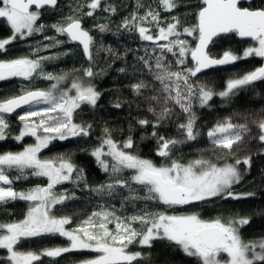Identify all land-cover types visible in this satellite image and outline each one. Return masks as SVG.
I'll return each instance as SVG.
<instances>
[{
    "label": "snow or ice",
    "instance_id": "1",
    "mask_svg": "<svg viewBox=\"0 0 264 264\" xmlns=\"http://www.w3.org/2000/svg\"><path fill=\"white\" fill-rule=\"evenodd\" d=\"M157 4L158 8L145 7L143 0H135L136 10L125 17L118 27L135 30L142 40L154 45L151 49H143L145 55L136 57L140 66L133 64L132 73L140 75L128 87L135 97L147 105L146 111L152 114L153 119L141 118L137 124L142 129L151 127V136L158 146L156 155L166 161L164 164L157 165L135 154L131 134L119 142L113 139L107 127L103 129L100 144L92 149L90 155L100 169L109 174V182L92 188L86 182L84 170L70 158L44 159L39 155L53 140L91 135L92 124L74 122V117L79 115L83 105L94 109L100 100L102 93L94 84V80L102 74L94 71L100 52L117 54L111 47L98 46L83 21L85 18H96L98 12L116 15L117 7L109 0H87L86 4L74 9L76 14H69L63 21L52 24L51 28L59 36L67 37V41L45 37L54 41L46 48L65 42L81 47L88 66L83 68L81 77L71 80L70 87H60L67 80V75L54 76L43 70L42 61L51 57L33 59L21 56L0 60V81L14 77L27 81L37 77L55 81L47 90L29 89L19 95L0 99V141L9 138L10 125L6 115L25 106L29 110L18 117L22 130L15 139L23 141L25 136L36 139L34 145L22 151L0 154V206L16 201L29 203L24 219L0 222V249L7 250V260L11 264H36L42 257L57 258L73 251L96 253L95 257L81 264H142L144 255L140 251H129L130 246L137 244L141 248H151L156 240L175 245L187 257L195 258L197 264H264V239H243L241 229L250 223L251 218L238 213L227 220L220 217L206 220L198 214H170L166 210L153 211L148 208L137 214L122 216L117 215L114 209L102 207L75 227L68 228L66 226L72 224V218L58 217L53 212L57 205L75 198L74 195L55 191L57 185L65 182L83 184L98 196L115 197L126 190L128 195L123 197L125 201H156L166 209L215 199L241 200L255 195L252 192L238 193L234 191V185L243 179L241 164L245 166V172L251 170L252 155H239L247 150L251 139L258 141L262 147L257 152L264 155V116L255 119L244 116L242 123L233 122L229 117L217 121L207 131L213 151L219 152L218 159L226 161L233 158L234 163L220 165L200 158L184 164L173 158V150L177 145L195 141L199 137L195 106L211 107L210 101L216 96L230 102L242 89L257 81H264V66L230 79L223 91H216L194 79L208 68L233 64L249 57L264 59V0L259 5L254 0H187L186 3L185 0H157ZM46 6L56 10L58 0H0V20L12 33L10 37L0 39V54L6 53L8 46L18 39L27 40L43 33L45 25L38 24L41 16L39 10ZM182 7L191 12L195 20L192 26H182L176 14L171 16V22L161 19V9L173 13ZM141 8H145L143 15L138 11ZM145 24L155 27V34L152 27ZM96 28L101 33L110 31L108 24H97ZM227 34L248 38L253 44L242 55L232 51H225L220 57L211 55L209 45L214 43L215 38ZM184 37H193L197 41L195 47ZM35 51L39 52L40 49ZM168 54L174 59H169ZM119 71L125 73L126 69L120 68ZM41 104L48 107L33 110ZM113 106L119 108L122 104L116 102ZM33 117L39 119L34 120ZM173 120L179 138L159 135L158 130ZM250 124L258 129L255 136L250 135ZM11 170L18 175L10 177ZM126 170L131 175L123 177L121 174ZM29 171L31 176L47 178V185L27 191L15 190V180L27 179ZM134 186L145 189L147 195L140 196ZM109 225L114 227L110 228ZM42 235L65 237L69 245L39 252L18 250L17 245L22 240Z\"/></svg>",
    "mask_w": 264,
    "mask_h": 264
},
{
    "label": "trees",
    "instance_id": "2",
    "mask_svg": "<svg viewBox=\"0 0 264 264\" xmlns=\"http://www.w3.org/2000/svg\"><path fill=\"white\" fill-rule=\"evenodd\" d=\"M60 13L56 10L42 13L40 20L42 24L46 22L54 21L57 18L63 16L62 13L72 10V14H76L74 9L77 8V4H86L87 0H58ZM187 0H185V3ZM109 3L114 4L117 7V14L109 16L108 13L98 12L96 18H85L83 23L86 28L92 23H106L113 31V35L118 40L117 42H126L129 47L143 46L144 40L139 37V34L135 31H128L118 27L121 21L128 17L135 9V0H109ZM254 3L259 5L261 0H254ZM145 7L151 6L152 8H158L157 0H143ZM58 6V8H59ZM63 8V9H62ZM87 10L86 8L84 9ZM143 15L145 8L138 10ZM179 15L181 25L184 27L192 26L195 20L192 17L191 12L186 8H177L173 13L164 12L160 10L161 19L166 22H171L172 15ZM146 27H152L145 24ZM48 29V26H45ZM44 29V30H45ZM152 32L155 34L156 29L152 27ZM11 31L6 24L0 20V39L8 38L11 36ZM51 33L38 34V37L34 40H42L45 36H49ZM62 40L67 41V37L60 36ZM27 40H16L8 46L7 52L0 54V57L4 59H14L21 56H26L27 50L24 44H27ZM252 41H242L238 39L235 34H229L217 38L212 44L209 52L215 57H220L225 51H232L238 55H242L243 51L252 45ZM64 53H67L66 55ZM59 58L55 60L51 65L47 66L46 73H52L54 76L67 75V77L82 76L83 68L88 66V61L84 58L81 48L74 43H64L63 49L59 51ZM119 61L125 63L126 72L124 75H118V69H120V63L117 59L110 58L105 61L107 70V76L102 80H95L94 84L97 89L102 93L100 100L98 101L96 108H91L82 118L77 119L80 122H87L92 124V132L88 137H73L66 140H53L47 148H44L40 152V157L44 159H56L63 156L71 161L79 168L84 170L87 184L94 188L100 184L109 182L110 176L108 173L103 172L95 161V158L90 155L93 148L100 144V138L103 136V129L109 128L112 133L113 139L119 142H123L131 134L135 144L132 151L142 158L152 160L157 165L166 163V161L156 155L157 141L151 136V127L142 129L137 124V120L141 118H149L147 112L144 109V103L140 101V98L135 97L128 85L136 82L137 75L132 73V65H137L127 53L123 58H118ZM119 65H118V64ZM191 64L190 60L188 61ZM262 64L261 58L249 57L247 59L238 60L233 66L228 68H221L211 71L210 74L216 73L218 79L221 82L223 90L226 87L227 70L236 68L243 73H248L254 69L260 67ZM118 70V71H117ZM127 70L129 74H127ZM131 70V72H130ZM233 72V73H234ZM139 76V75H138ZM47 81V80H45ZM52 82V81H49ZM43 88V87H41ZM44 87L43 89H45ZM37 89L32 87L31 90ZM8 94L10 92L8 91ZM19 95V93L11 94L9 96ZM1 96H6L0 94ZM116 102L122 104L121 107L116 108L113 105ZM211 107L200 108L198 105L195 107V112L198 117L197 127L200 130V134L205 129L214 126L217 121H221L230 112L238 110H255L264 113V81H257L254 84L242 89L235 96L231 98L230 102L222 100L216 96L210 101ZM139 105V106H138ZM19 115H6V119L9 121V138L0 141V154L6 152H19L29 145L36 143L35 137H24L23 141H17L15 136L19 135L22 130V122L19 120ZM159 135L166 137H178V131L176 125H163L158 130ZM193 141L177 145L173 150V158L178 159L181 163L192 160L189 153L190 145ZM186 156V157H185ZM10 177H15L18 173L15 170L9 172ZM129 174L125 173L124 177H128ZM48 183L45 177H35L29 175L27 179L15 180L13 187L18 191H27L37 186H46ZM61 187L65 189L64 193L74 195V199L66 200L67 204L64 207L56 206L53 209L55 215L68 216L72 218V224L70 227H75L83 219L87 218L93 211H97L100 207L106 205H113L112 207L119 206L120 202H123L124 196H127L126 190L122 195L115 197L98 196L89 188L84 187L83 184H73L72 182L64 183L55 191L61 192ZM234 191L238 193H255L254 196L241 200H220L215 199L210 201L212 208L206 209L201 205L203 203H197L188 207H176L173 210L174 214H187L192 212L200 215L203 219L209 220L215 212L221 213V218L227 220L230 217L235 216L237 213L241 216H248L251 218L250 223L241 229V235L245 240L259 241L264 239V155L252 156V167L250 171L243 172V179L234 187ZM153 203V202H152ZM29 203L25 201H16L7 205L0 206V222L9 223L19 221L25 218L28 210ZM112 228V225H109ZM69 245V241L65 237L59 235H42L40 237L29 238L22 240L17 248L19 251L27 252L34 251L39 252L46 248L52 247H65ZM129 251H140L144 255L142 264H197L195 258L187 257L180 251L175 245L169 244L165 240L153 241L151 248H141L137 244L130 246ZM9 253L5 249H0V264H11L7 260ZM96 253L90 251H73L65 253L57 258L42 257V259L36 264H81L82 261L95 257Z\"/></svg>",
    "mask_w": 264,
    "mask_h": 264
},
{
    "label": "rangeland",
    "instance_id": "3",
    "mask_svg": "<svg viewBox=\"0 0 264 264\" xmlns=\"http://www.w3.org/2000/svg\"><path fill=\"white\" fill-rule=\"evenodd\" d=\"M77 5H79V3ZM60 8H61V6H59V8H57V10H56V12L58 11L57 14L60 13ZM45 12H48V11L41 12V14L45 13ZM66 13H67L66 15H65V13H62L63 16H61V18H57L54 21H49V22H46V24H44L45 26L46 25L48 26V29H45L43 31V33H51V35H49L47 37H55L57 40H62V38L55 32V30L53 28H51V25L54 24V23H57L58 21H63V18L65 16H67L69 14H72V10H70L69 12L67 11ZM40 23H42L41 20L38 21V24H40ZM97 24H106V23H95L94 22L88 28L90 30L91 34L94 36V38H95V40L97 42V45L98 46L102 45L105 48L111 47L115 51V53L117 55L114 56V55H112L110 53H105L104 51L100 52L99 56L97 57V62L95 64L94 71H96L98 73L102 72V74L100 76H98L95 80L105 79V77L107 76V70H106V66H105V61H108L110 58L117 59V62L120 63V68H125V63L122 62V61H119L118 58H123L126 55V53H127L129 56H131V58H132V60L134 62H137V67H139L140 63H139V61H137L136 57L145 55V53L143 51L144 48L151 49V48L154 47L152 42H149V41H145L143 46H141V47L140 46H136L134 48L132 46L129 47L130 44L126 43L125 41L121 42V44H119L117 42L118 40L113 35V31L110 28H109L110 31L101 33L96 28ZM36 37H38V34L34 35L33 37L28 38L29 39L28 43L24 44L25 45L24 47L27 49V50H25L26 51V56H28L30 58H33V59H36V58H39V57H51V59L42 61L43 70L46 72L47 66L51 65L55 60H57L59 58V56H60L59 51L61 49H63L64 44L60 45V46H54V47H47L46 48L45 47L46 45H52L54 43V41L53 40H48V39H45V38L42 39V40L41 39L40 40H34L33 38H36ZM184 38H186L189 41L191 46L195 47L197 41L193 37H184ZM161 43H163V42H161ZM37 48L40 49L39 52L35 51ZM168 55H169V59H174V58L171 57V54H168ZM0 60H3V58L0 57ZM189 60H190V57H189ZM191 64H192V62H191ZM191 64H189V66H191ZM231 66H233V65H231ZM231 66H229V67H231ZM226 68H228V67H226ZM235 70H236V68H232L231 70H227V71H229V73H226L227 79L237 78V77H240L243 74H245V73L242 72V69H241V71L237 70V72H234ZM130 72H131V70H130ZM121 74L124 75V73H121L120 71H118V75H121ZM127 74L130 75L128 70H127ZM136 75L138 76L140 74L136 73ZM59 76H61V75H59ZM75 77H81V76H74V77H70V78L67 77V80L64 83H62L60 85V87L61 88L70 87L71 80L73 78H75ZM194 79H197L199 82L207 84L210 88H213L216 91H223V87H222L221 82L218 79L216 73L210 74V72H209V73H207L205 75L197 76ZM45 80L46 79L37 77V78H35V79L31 80V81H27V80H23L22 78L15 77L12 80H9V81H6V82H0V94L6 95V96H1L0 99H4V98H7V97H10L9 95L15 94V93L21 94L22 91L29 90L32 87H36L37 89H43L44 87H46L45 89L47 90V89H49L51 87L52 83H55V81L49 82V80H47V81H45ZM41 87H43V88H41ZM97 90L100 91L99 89H97ZM8 91L10 92V94H8ZM46 107H48V106L47 105H42V104L41 105H36L35 109H33V110H40V109H43V108H46ZM146 107H147V105L144 103L145 111H146ZM195 107H194V110H195ZM90 109L91 108L89 106L83 105L82 108L79 110V115L74 117V122H78L79 123L80 121H78L77 119L82 118L80 116H83L86 113V111H89ZM28 110L29 109H27L26 111H28ZM26 111L21 113V115L24 114ZM177 111H178V109H177ZM147 114H148L149 118L153 119L151 113L147 112ZM244 116H247L250 119H255V118L259 117V116H264V113H262L260 111H255V110H238V111L230 112L229 114H227L225 116L224 119L231 117L233 119V122L242 123L243 122L242 118ZM32 119L38 120L39 117H33ZM181 119H183V117H181ZM165 125H171L172 126V125H176V123L173 120V121H170V122L166 123ZM249 126L251 128L250 135L251 136H255V134L257 133L258 129L256 128L255 125L250 124ZM210 128L211 127H209L207 129H205L204 131H202V133L199 135L197 140L193 141L192 144L190 145V149L191 150L189 151V153H190V155L192 157L191 161H193L195 159L206 158V159L212 160L213 163H218L220 165H222L225 162L234 163V159L233 158H229L226 161L224 159H218L219 152L218 151H216V152L213 151L212 145L210 144V142H209V140L207 138V135H206L207 131ZM39 134H44V133L40 132ZM25 137H33V136H25ZM71 138H73V137H70L69 139H71ZM261 147L262 146L259 145L257 140L251 139L249 141L247 150L245 152L239 153V155H240V157H243L246 154H250L252 156L259 155L258 152H257V149H259ZM191 161L185 162V164H187V163H189ZM239 167H240L241 172L243 173L245 171V166L243 164H241ZM125 173H128L129 176L131 175V172L129 170L124 171L121 175L124 177ZM65 183H69V182H65ZM61 185L62 184L57 185L55 189H57ZM237 185H234V187L237 186ZM134 187L137 188L138 194L140 196L147 195L145 189L140 188L139 186H134ZM60 189H61V193L65 192V189L63 187H61ZM15 190H17V189H15ZM127 195H128V193H127ZM66 202L67 201H65L64 204L57 205V206L64 207L67 204ZM120 203L121 204H119V206H116V207H112L113 205H106L104 207L110 208V209H114L116 211L117 215H122V216H130V215H133V214H137L144 208H148V209L153 210V211H165L166 210L170 214H174L172 209H166L165 206L159 204L156 201H146V200L140 199V200H136L135 202L125 201L124 200L123 202H120ZM197 203H201V202H196V203H193V204H190V205H186L185 207H188V206H191V205H194V204H197ZM201 206L203 208H206V209L212 208V204L210 202L203 203ZM101 208L102 207L97 209V211H99ZM187 214H194V213L189 212ZM221 215H222L221 213L215 212L212 216H210L209 220L214 219L216 217H220L221 218ZM112 226L114 227V225H112ZM66 227L72 228L69 225L66 226Z\"/></svg>",
    "mask_w": 264,
    "mask_h": 264
},
{
    "label": "water",
    "instance_id": "4",
    "mask_svg": "<svg viewBox=\"0 0 264 264\" xmlns=\"http://www.w3.org/2000/svg\"><path fill=\"white\" fill-rule=\"evenodd\" d=\"M58 6H59V1H58ZM39 11H40V12H44V11H54V10L51 9V8H48V7L46 6L44 9H40ZM227 35H229V34H227ZM222 36H226V35H222ZM222 36H220V37H222ZM217 38H219V37H217ZM217 38H215V40H216ZM238 39H240V40H242V41H251V40L248 39V38H240V37H238ZM74 44H75V43H74ZM212 44H213V43H212ZM212 44L209 45L208 50L211 49ZM75 45H77V44H75ZM79 47H80V46H79ZM80 48H81V47H80ZM81 51H82V49H81ZM82 53H83V52H82ZM83 56H84V54H83ZM84 58H85V57H84ZM85 59H86V58H85ZM261 60H262V64H261V66H264V59H261ZM190 61H191V59H190ZM191 62H192V61H191ZM234 64H235V63H233V64H228V65H223V66H217V67L208 68V69L204 70L203 72L199 73L198 76L205 75V74H207V73H209V72H211V71H214V70H216V69L226 68V67H229V66L234 65ZM261 66H260V67H261ZM14 78H15V77H14ZM11 79H13V78H11ZM9 80H10V79H9ZM6 81H7V80H6ZM27 109H28L27 106H25V107H23V108L17 109L16 112H14V113H12V114H9V115L21 114V113H23L24 111H26Z\"/></svg>",
    "mask_w": 264,
    "mask_h": 264
},
{
    "label": "flooded vegetation",
    "instance_id": "5",
    "mask_svg": "<svg viewBox=\"0 0 264 264\" xmlns=\"http://www.w3.org/2000/svg\"><path fill=\"white\" fill-rule=\"evenodd\" d=\"M10 80H12V79H10ZM7 81H9V80H7ZM0 82H6V81H0Z\"/></svg>",
    "mask_w": 264,
    "mask_h": 264
}]
</instances>
